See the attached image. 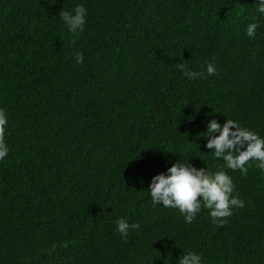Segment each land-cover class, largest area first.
Returning a JSON list of instances; mask_svg holds the SVG:
<instances>
[{
  "label": "trees",
  "instance_id": "16d2710c",
  "mask_svg": "<svg viewBox=\"0 0 264 264\" xmlns=\"http://www.w3.org/2000/svg\"><path fill=\"white\" fill-rule=\"evenodd\" d=\"M83 4L75 38L59 13ZM258 0H0V264H264V175L225 169L245 207L223 227L153 207L152 177L180 159L215 171L207 119L264 137ZM259 23L249 39L245 27ZM84 55L76 64L74 53ZM218 74L189 81L184 63ZM34 92L21 93V87ZM139 223L127 240L115 221Z\"/></svg>",
  "mask_w": 264,
  "mask_h": 264
},
{
  "label": "clouds",
  "instance_id": "9594fccd",
  "mask_svg": "<svg viewBox=\"0 0 264 264\" xmlns=\"http://www.w3.org/2000/svg\"><path fill=\"white\" fill-rule=\"evenodd\" d=\"M256 12L259 18H264V0H258ZM88 10L83 4H77L70 10H62L59 18L67 31L78 38L85 31ZM257 22L247 24L244 31L249 39H254L259 28ZM76 64H82L84 55L81 51L74 53ZM180 71L189 81L204 79L218 74L215 62H207L201 71H194L184 63L179 64ZM21 87V93L34 92L32 88ZM5 109L0 108V161L9 155V147L4 141L8 126ZM205 148L216 159H222L224 164L215 171L208 168H197L189 157L180 159L167 169L152 177L147 190L153 207L178 209L184 222L193 223L202 209L209 212L213 224L223 227L233 211L245 207V202L238 195H233L235 185L232 177L225 170L239 171L247 175L249 162L264 175V137L248 127L241 126L235 120L227 119L221 125L216 119H207L206 130L203 133ZM140 228L139 223H129L126 217L115 221V232L120 238L127 240L130 230ZM175 264H202V257L195 251H187L175 260Z\"/></svg>",
  "mask_w": 264,
  "mask_h": 264
}]
</instances>
